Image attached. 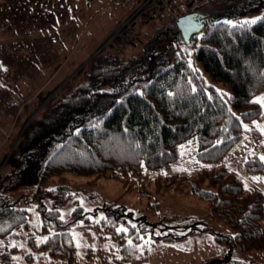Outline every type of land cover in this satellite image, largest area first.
<instances>
[{"label": "trees", "instance_id": "obj_1", "mask_svg": "<svg viewBox=\"0 0 264 264\" xmlns=\"http://www.w3.org/2000/svg\"><path fill=\"white\" fill-rule=\"evenodd\" d=\"M139 2L130 6L127 17ZM188 15L202 26L189 40L196 59L210 79L223 83L229 93L222 94L189 62L177 24ZM166 18L152 20L158 29L174 33L164 49L147 48L143 56H126L122 42L103 47L29 120L0 168V237L29 228L27 209L11 196L18 182L36 184L37 195L48 194L53 200L51 207L38 206L40 230L47 237L39 241L35 235L26 236L28 260L64 256L68 264H79L70 227L89 216L75 199V218L64 223L60 206L72 197L68 174L126 181L144 167L156 169L177 160L182 145L191 139L197 140V157L215 163L240 140L244 125L262 114V105L254 97L264 91V0H197L183 7L172 24H165ZM252 20L256 23H245ZM131 69L134 74L127 78ZM20 107L11 103L7 111L14 114L13 109ZM253 134L260 133L254 128ZM244 167L264 175L260 156L247 159ZM156 183L161 193L186 185L189 193L208 203L213 217L234 229L213 231L215 241L230 248L223 256L225 264H250L232 260L233 248L264 251V193L247 188L227 167L212 165L191 176L158 177ZM124 209L115 206L101 220L107 235L118 238L121 248L105 264H150L147 249L156 242L212 230L205 225L188 233L168 231L145 239L147 231L133 224L128 223V231L117 230V223H127L131 216ZM17 251V245L0 247V261L18 264L13 259Z\"/></svg>", "mask_w": 264, "mask_h": 264}, {"label": "rangeland", "instance_id": "obj_2", "mask_svg": "<svg viewBox=\"0 0 264 264\" xmlns=\"http://www.w3.org/2000/svg\"><path fill=\"white\" fill-rule=\"evenodd\" d=\"M100 2L102 5L98 7ZM127 11L128 6L111 5L107 0L91 3L86 0H0V62L5 78L0 81V155L4 154L0 159V168L29 120L103 47L122 42L126 56H143L147 48L164 49L174 39L172 31L158 29L154 21L141 24L140 16L132 21L136 31L125 39L130 31H120L123 24L119 25L118 20ZM173 21L166 18L165 24H172ZM184 41L189 62L222 94L229 93L227 86L212 81L207 75L195 57L191 41ZM133 74L134 69H131L127 78ZM102 88L111 89V86L103 85ZM262 97L264 91L257 94L254 100ZM11 103L21 105L13 109L14 114L7 111ZM262 108L260 117L252 124L244 125L240 140L215 163L200 160L197 157V140L191 139L182 145L177 160L156 169L144 167L141 174L128 176L126 181L68 174L72 197L60 206L64 223L75 218V199L89 216L88 220L81 217L70 227L76 243L75 258L79 264H105L120 254L118 238L116 240L107 235L101 225L105 213L115 206H124V212L131 211L127 223H117V230L128 231L129 224H133L147 231L145 239L168 231L182 234L205 225L212 228L207 232L196 231L189 238L156 242L147 249L146 259L150 264H225L223 256L230 248L217 243L213 231L230 233L234 229L213 217L208 203L189 193L186 185L161 193L157 191L156 179L172 174L191 176L201 168L223 165L247 188L264 193V175L251 173L244 167L245 161L254 155L264 157V106ZM254 128L260 133L257 137L253 134ZM36 189V184L23 181L12 188V200L28 211L29 228L12 237H0V247L17 245L18 251L13 259L18 264H68L64 256L55 260L26 258L30 251L26 236L35 235L39 241L47 237L40 230L41 210L38 206L51 207L53 204L48 194L37 195ZM262 222L264 225V219ZM178 243L181 244L180 251L174 248ZM231 258L250 264H264V251L245 252L233 248ZM0 264L7 263L0 261Z\"/></svg>", "mask_w": 264, "mask_h": 264}, {"label": "built area", "instance_id": "obj_3", "mask_svg": "<svg viewBox=\"0 0 264 264\" xmlns=\"http://www.w3.org/2000/svg\"><path fill=\"white\" fill-rule=\"evenodd\" d=\"M91 3L95 0H86ZM111 5L132 6L137 0H107ZM197 0H140L137 8L123 22L120 31H130L124 36L129 39L136 31V26L132 24V19L140 16L141 24L149 23L156 18L167 17L176 19L183 7H190ZM125 27V28H124ZM124 28V29H123ZM123 37L121 38V40Z\"/></svg>", "mask_w": 264, "mask_h": 264}, {"label": "water", "instance_id": "obj_4", "mask_svg": "<svg viewBox=\"0 0 264 264\" xmlns=\"http://www.w3.org/2000/svg\"><path fill=\"white\" fill-rule=\"evenodd\" d=\"M177 24L182 32L183 37L187 41L190 40V37L194 32H197L202 28V26H200L195 20L194 15L180 17L177 20Z\"/></svg>", "mask_w": 264, "mask_h": 264}, {"label": "snow or ice", "instance_id": "obj_5", "mask_svg": "<svg viewBox=\"0 0 264 264\" xmlns=\"http://www.w3.org/2000/svg\"><path fill=\"white\" fill-rule=\"evenodd\" d=\"M245 23H256V21H255V20H252V21H245ZM254 102L261 103V105L264 106V97H262V98H258L257 101H254ZM262 131H264V130H262ZM260 160H261V161H264V157H260ZM254 179L259 180V179H261V178H254ZM121 231H126V230L121 229ZM129 243H131V241H129Z\"/></svg>", "mask_w": 264, "mask_h": 264}, {"label": "crops", "instance_id": "obj_6", "mask_svg": "<svg viewBox=\"0 0 264 264\" xmlns=\"http://www.w3.org/2000/svg\"><path fill=\"white\" fill-rule=\"evenodd\" d=\"M78 1H80V0H78ZM99 1H101V0H99ZM78 4H79V3H78ZM101 5H102V3L100 2V4H99L98 7H100ZM128 7H129L128 9H130V6H128ZM77 10H78V14H80V8H78ZM127 15H128V11H127L126 15H125L124 17L122 16V18H120L118 21H120L121 19H125V18L127 19V18L129 17V16L127 17ZM126 19H125V20H126ZM125 20H124V21H125ZM124 21H123V22H124ZM123 22H122V23H123ZM118 23H119V22H118ZM61 42H62V41H61ZM180 246H181V244L178 243V244H177V247H174V248H176L178 251H180V249H179ZM175 254H177V253L175 252ZM180 261H181V260H180Z\"/></svg>", "mask_w": 264, "mask_h": 264}]
</instances>
